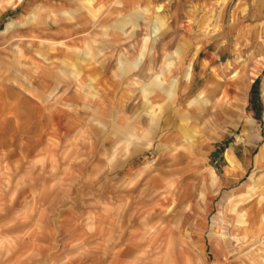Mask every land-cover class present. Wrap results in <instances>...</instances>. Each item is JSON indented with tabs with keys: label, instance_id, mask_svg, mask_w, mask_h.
<instances>
[{
	"label": "clouds",
	"instance_id": "1",
	"mask_svg": "<svg viewBox=\"0 0 264 264\" xmlns=\"http://www.w3.org/2000/svg\"><path fill=\"white\" fill-rule=\"evenodd\" d=\"M75 2L80 6V13L75 15L71 9L43 4H37L35 11L46 14L42 23L51 20L88 27L82 45L68 51L75 55L76 64H87L99 72L85 81L81 79L84 72L78 71L75 85L69 83L56 97L55 104L71 108L77 114L85 113L81 117L82 128L88 132L84 142L94 146L88 156L94 159V174L85 180H98L101 176L107 180L109 175L143 157L142 166L119 178L117 187L131 189L144 181L135 194L140 198L149 182L160 177L164 187L153 189L151 196L173 197V205L167 209L171 213L168 218L171 229L183 231L184 239L190 238L192 231L207 235L209 242L221 247L227 256L248 257L251 264H264V236H253L248 230L250 209L237 210L256 196L264 203V111L257 116L241 103L242 95L234 91L246 76L248 61L237 55L233 71H228V65H221L223 71L217 80L194 70L198 51L193 52V47L203 48L214 38L213 55L219 60V53L229 45L231 24L222 23L217 17L201 32L199 22L193 20L197 28L192 38L177 39L178 34L169 23L170 16L164 11L168 0L159 4L152 0ZM117 21L121 22L119 30L115 27ZM31 23L29 17L19 27L26 28ZM34 39L35 35L13 32L8 26L5 32H0V52H6L14 60L22 58V45L27 41V47L31 48ZM69 40L60 41L59 46H67ZM40 43L57 46L49 40ZM47 62L53 66L57 63ZM59 63L75 69L71 61ZM101 77L113 86L112 95L97 85ZM233 77L236 82L228 84ZM221 79L223 83L217 82ZM64 80L72 81L73 76L65 75ZM74 87L82 97L79 105L64 100ZM225 88L232 97L228 102L222 101ZM206 144L220 146L229 165L213 163L210 156L215 149L205 151ZM256 149L259 151L253 167L252 152ZM161 160L164 162L158 163ZM248 169H252V175L247 182L229 187L231 181L242 179ZM185 187L191 195L177 206V196ZM241 189H246V193L242 194ZM190 215L195 219L189 220ZM260 219L264 221V215ZM198 220L202 223L197 224ZM181 222L186 223L183 229ZM161 227L163 221L147 229L148 235ZM181 239L176 237L177 242Z\"/></svg>",
	"mask_w": 264,
	"mask_h": 264
},
{
	"label": "rangeland",
	"instance_id": "2",
	"mask_svg": "<svg viewBox=\"0 0 264 264\" xmlns=\"http://www.w3.org/2000/svg\"><path fill=\"white\" fill-rule=\"evenodd\" d=\"M164 11L170 16L177 39L192 38L197 28L193 20L199 22L201 32L217 17L222 23L231 24L229 45L219 53V60L213 55L214 38L203 48L193 47V52L198 51L194 68L207 61L201 73L217 80L223 71L221 65H228L232 72L237 55L246 59V76L234 91L242 95L247 109L259 116L264 111V0H168ZM7 23L0 24V32ZM23 62L24 58L14 60L0 52V264H119L125 257L115 250V244L124 239L130 243L132 233L138 230L149 242L153 235H148L147 229L161 221L163 231L156 236V250L142 256L148 264H197L198 260L200 264H251L248 257L227 256L221 247L209 242L207 235L192 231L190 238L184 239L183 231L171 229V213L167 209L172 207L173 197L151 196L153 189L164 187L160 177L149 182L140 198L135 194L144 181L131 189L117 187L119 178L142 166L143 157L109 175L107 180L101 176L86 181L85 177L94 174V159L88 158L94 146L84 142L88 132L82 128L81 117L85 113L56 107V97L62 91H38L21 73ZM235 82L233 77L227 83ZM80 98L72 92L64 100L79 105ZM231 99L225 88L222 101ZM204 147L205 151L215 149L210 156L213 163L229 165L220 146ZM258 151L252 152L253 167ZM251 175L252 169H248L242 179L231 181L229 187H239ZM241 193H246V189H241ZM190 195L185 187L177 196V206ZM164 196H168L165 207L159 205ZM262 208L264 203L256 196L237 209H250L247 224L253 236L260 226ZM192 219L195 217L190 215L189 220ZM181 227L185 228L186 223L181 222ZM178 236L182 238L179 242Z\"/></svg>",
	"mask_w": 264,
	"mask_h": 264
},
{
	"label": "crops",
	"instance_id": "3",
	"mask_svg": "<svg viewBox=\"0 0 264 264\" xmlns=\"http://www.w3.org/2000/svg\"><path fill=\"white\" fill-rule=\"evenodd\" d=\"M37 4H43L45 7L71 9L74 15L80 13V6L75 0H23L22 3L21 0H0V24L9 21L5 24L4 30L1 32H5L6 28L11 26V31L13 32L19 31L21 34L36 36V39L31 41V48L27 47V41L22 45V58H24V62L21 73L24 77L28 79L38 91L51 92L58 89V91L63 92L69 83L75 85V74L78 71L84 72V77H81V79L85 81L88 76L98 73V68H93L87 64H76L75 55L68 51V48L82 45L84 41L83 33L88 31V27L83 25L77 27L76 24L66 22L58 24L51 20L42 23L41 21L46 18V14H39L35 11ZM84 16L89 20L91 19L87 13H84ZM29 17L33 23H31L29 27L20 28L19 25L23 24L25 19ZM115 27L119 30L121 22L117 21ZM69 36L73 39L69 40ZM41 40L53 41L57 46L53 47L51 44H41ZM62 40H69L67 46H59ZM81 59H83V57H81ZM65 60L71 61V63L75 65V69L72 66L59 63V61ZM47 61H57V63L53 66ZM57 69H59V71H57ZM65 75H72L73 80H64ZM97 85L107 89L109 95L113 94V86L107 79L101 77V79L97 81ZM72 92H75V87ZM199 222L202 223L201 221ZM162 231V228L157 229V232L153 233V236L151 235L152 238L149 242L148 239H144V242L142 237L143 233L138 230L132 233L130 243L125 239L116 243L115 250H118L120 255L125 257L119 264H148L142 256L148 251L156 250V236Z\"/></svg>",
	"mask_w": 264,
	"mask_h": 264
},
{
	"label": "bare ground",
	"instance_id": "4",
	"mask_svg": "<svg viewBox=\"0 0 264 264\" xmlns=\"http://www.w3.org/2000/svg\"><path fill=\"white\" fill-rule=\"evenodd\" d=\"M206 24V23H205ZM193 51H194V49H193ZM234 63H235V61H234ZM234 63H233V65H234ZM231 65V64H230ZM238 67V66H237ZM205 69H206V63H204V62H202V63H200L199 65H198V67L197 68H194V70L197 72V73H201V72H203V71H205ZM208 74V73H207ZM208 76V75H207ZM206 76V77H207ZM215 77V76H214ZM244 102V100L242 99V101H241V103H243ZM246 102V101H245ZM259 197V196H258ZM168 200V196H164L163 197V199H162V201H160V204L159 205H163L164 207L166 206V205H168L167 204V201ZM262 215H264V208H262V211H260L259 212V224H260V226H258V228L257 229H255V235L254 236H264V221H261V219H260V217L262 216ZM250 261H249V263L251 262V259H249ZM188 262L186 261L185 262V264H187ZM248 264V263H247Z\"/></svg>",
	"mask_w": 264,
	"mask_h": 264
}]
</instances>
